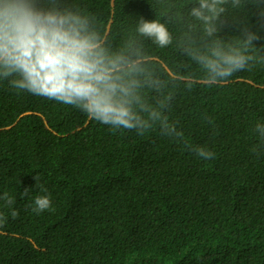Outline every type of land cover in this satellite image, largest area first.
Segmentation results:
<instances>
[{
  "label": "trees",
  "instance_id": "1",
  "mask_svg": "<svg viewBox=\"0 0 264 264\" xmlns=\"http://www.w3.org/2000/svg\"><path fill=\"white\" fill-rule=\"evenodd\" d=\"M193 3L59 0L61 10L93 17L112 51L137 38L162 78L193 79L190 89L179 80L169 88L180 142L158 126L143 135L112 128L0 77V264H264V145L253 131L264 125V62L207 83L176 48L189 23L199 30L186 15ZM177 12L183 18L169 22ZM238 15L264 37L254 9ZM141 17L165 23L173 43L138 37ZM221 35L236 39L231 24ZM252 51L264 56V40ZM144 95L155 103L151 90ZM37 196L50 208L34 211Z\"/></svg>",
  "mask_w": 264,
  "mask_h": 264
},
{
  "label": "clouds",
  "instance_id": "2",
  "mask_svg": "<svg viewBox=\"0 0 264 264\" xmlns=\"http://www.w3.org/2000/svg\"><path fill=\"white\" fill-rule=\"evenodd\" d=\"M249 9L264 20V0H195L188 9L187 17L199 22V30L189 23L176 48L198 65L207 83L227 81L264 62V56L252 51L264 37L238 15ZM183 16L172 13L169 22H179ZM229 24L235 40L221 35ZM136 34L160 48L173 43L166 24L155 19L141 17ZM0 77H15L11 80L15 88L79 108L89 119L112 128L143 135L158 126L161 135L183 140V132L167 115L175 99L169 88L177 87L179 80L190 89L193 79L171 72L162 78L137 38L112 51L96 30L93 17L61 10L59 0H48L47 7H40L38 0H0ZM145 89L155 93L154 104L146 99ZM253 131L264 145V125L257 124ZM184 147L201 159L214 158L204 147L187 141ZM6 199L9 205L13 203ZM34 203L37 212L51 206L47 196H37ZM17 215L11 212L13 218ZM5 221L0 215V224Z\"/></svg>",
  "mask_w": 264,
  "mask_h": 264
}]
</instances>
